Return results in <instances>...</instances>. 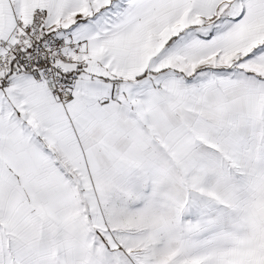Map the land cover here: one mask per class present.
I'll use <instances>...</instances> for the list:
<instances>
[{"label": "snow or ice", "instance_id": "snow-or-ice-1", "mask_svg": "<svg viewBox=\"0 0 264 264\" xmlns=\"http://www.w3.org/2000/svg\"><path fill=\"white\" fill-rule=\"evenodd\" d=\"M0 264H264V0H0Z\"/></svg>", "mask_w": 264, "mask_h": 264}]
</instances>
